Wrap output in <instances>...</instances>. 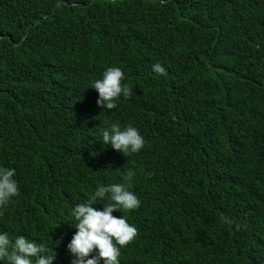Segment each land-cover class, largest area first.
<instances>
[{
	"label": "trees",
	"instance_id": "1",
	"mask_svg": "<svg viewBox=\"0 0 264 264\" xmlns=\"http://www.w3.org/2000/svg\"><path fill=\"white\" fill-rule=\"evenodd\" d=\"M108 67L132 89L112 110L89 86ZM106 123L144 147H102ZM262 135L264 0H0V167L18 185L0 231L46 242L53 264H72V206L129 169L140 205L113 212L137 230L120 264H264ZM196 143L220 145L223 179L209 159L189 179Z\"/></svg>",
	"mask_w": 264,
	"mask_h": 264
},
{
	"label": "clouds",
	"instance_id": "2",
	"mask_svg": "<svg viewBox=\"0 0 264 264\" xmlns=\"http://www.w3.org/2000/svg\"><path fill=\"white\" fill-rule=\"evenodd\" d=\"M153 71L162 73L164 69L159 64H154ZM123 77L121 68L108 67L99 79L91 82L89 86L98 93L96 104L99 107L112 110L118 97H130L132 89L121 84ZM248 125L250 129L253 128L252 122H248ZM98 135L99 139L96 141H99L102 147L110 146L125 157L139 152L145 144L139 130L131 125L121 127L117 123H106L98 129ZM249 145L259 164L264 166V135L259 136L256 143ZM190 146L186 153L183 151L180 153L189 179L190 175H194L208 159L210 160L208 165L216 167L218 171L215 177L223 179L229 160L227 162L223 160L224 152L221 151L220 145L205 143L207 152L201 143ZM214 154L218 156L215 163L211 162ZM190 159L201 163L191 164ZM14 175V169L0 167V207L6 206L18 193ZM134 176L135 172L129 169L122 175V182L98 184L86 200L72 206L70 210L72 221L67 223L75 228V232L66 245L73 257L72 264H120V250L135 238L137 230L124 216L117 217L113 212L129 211L139 207L140 200L131 190ZM97 203H101L103 207L97 208L95 205ZM203 217L206 219L207 215L204 214ZM200 242L209 252L215 253L210 243L205 240ZM54 255L49 253V245L46 242L38 243L23 235L10 239L6 231H0V261H3V264H53V261L57 260ZM209 262L211 260L206 261Z\"/></svg>",
	"mask_w": 264,
	"mask_h": 264
}]
</instances>
